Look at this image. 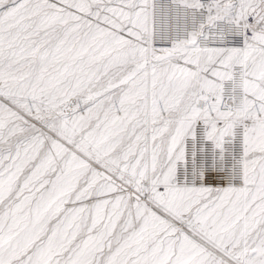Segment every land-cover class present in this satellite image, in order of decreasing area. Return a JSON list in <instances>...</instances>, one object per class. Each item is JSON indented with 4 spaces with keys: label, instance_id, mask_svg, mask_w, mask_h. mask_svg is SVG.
<instances>
[{
    "label": "snow or ice",
    "instance_id": "1",
    "mask_svg": "<svg viewBox=\"0 0 264 264\" xmlns=\"http://www.w3.org/2000/svg\"><path fill=\"white\" fill-rule=\"evenodd\" d=\"M0 264H264V0H0Z\"/></svg>",
    "mask_w": 264,
    "mask_h": 264
}]
</instances>
